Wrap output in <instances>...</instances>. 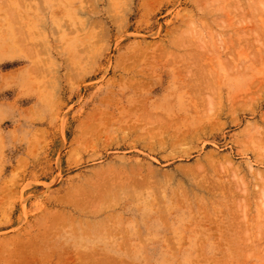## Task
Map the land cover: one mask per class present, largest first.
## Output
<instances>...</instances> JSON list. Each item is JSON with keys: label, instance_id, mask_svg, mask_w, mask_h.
Returning <instances> with one entry per match:
<instances>
[{"label": "rangeland", "instance_id": "1", "mask_svg": "<svg viewBox=\"0 0 264 264\" xmlns=\"http://www.w3.org/2000/svg\"><path fill=\"white\" fill-rule=\"evenodd\" d=\"M263 185L264 0H0V264H264Z\"/></svg>", "mask_w": 264, "mask_h": 264}, {"label": "bare ground", "instance_id": "2", "mask_svg": "<svg viewBox=\"0 0 264 264\" xmlns=\"http://www.w3.org/2000/svg\"><path fill=\"white\" fill-rule=\"evenodd\" d=\"M20 1V0H19ZM22 1V0H21ZM7 3V2H6ZM27 6V5H26ZM12 12V11H11ZM88 12V11H87ZM86 18V17H85ZM28 55V54H27ZM33 57V56H32ZM38 60V59H37ZM7 76V75H6ZM95 126V125H94ZM165 141V140H164ZM200 164V163H199ZM252 171V170H251ZM250 171V172H251ZM88 181V180H87ZM264 186V185H263ZM240 189V188H239ZM230 194V193H229ZM240 201V200H239ZM247 208V207H246ZM244 214H246L245 212H244ZM242 215V214H241ZM7 248V247H6ZM3 257V256H2Z\"/></svg>", "mask_w": 264, "mask_h": 264}]
</instances>
